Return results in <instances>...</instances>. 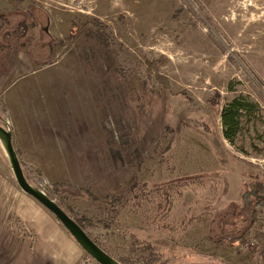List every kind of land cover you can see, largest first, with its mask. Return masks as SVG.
I'll return each mask as SVG.
<instances>
[{
  "label": "rangeland",
  "instance_id": "1",
  "mask_svg": "<svg viewBox=\"0 0 264 264\" xmlns=\"http://www.w3.org/2000/svg\"><path fill=\"white\" fill-rule=\"evenodd\" d=\"M91 18L110 46L87 32ZM0 41L57 61L63 83L53 87L50 121L75 129L68 136L84 164L44 165L47 179L23 171L62 207L99 222L90 233L110 255L124 264H264L253 237L264 232V205L244 246L217 239L245 215L242 193L264 184V0H0ZM146 59L169 90L144 83ZM238 96L253 110L230 144L220 112ZM49 136L47 149L64 139ZM0 175L17 185L1 148ZM185 176L197 178L178 189Z\"/></svg>",
  "mask_w": 264,
  "mask_h": 264
},
{
  "label": "crops",
  "instance_id": "2",
  "mask_svg": "<svg viewBox=\"0 0 264 264\" xmlns=\"http://www.w3.org/2000/svg\"><path fill=\"white\" fill-rule=\"evenodd\" d=\"M56 64V60L42 61L22 48L0 52V113L8 121L12 145L20 162L39 169L44 176L47 175L44 165L84 164L80 149L68 136L73 127L67 129L57 125L56 120L54 124L50 121L51 109H55L52 101L57 96L53 87L63 83L55 78ZM63 111H59L60 118ZM52 131L64 139L61 142H58L60 138L55 139L50 148H44L42 141ZM57 170L60 173L56 180L60 181L63 169ZM77 173L82 175L80 170ZM10 181L0 175V186L4 188L0 191V264H81L84 258L87 264H98L86 257L52 213ZM10 217L27 231L25 237L12 230Z\"/></svg>",
  "mask_w": 264,
  "mask_h": 264
},
{
  "label": "trees",
  "instance_id": "3",
  "mask_svg": "<svg viewBox=\"0 0 264 264\" xmlns=\"http://www.w3.org/2000/svg\"><path fill=\"white\" fill-rule=\"evenodd\" d=\"M86 26H88L89 29H87V32L91 34L93 38H95L100 44H102L105 47H108L111 45L109 33L105 32V27L102 25L97 19L91 18L89 19L86 23ZM19 26L24 27L25 25L20 24ZM24 34L21 32L22 35ZM5 38H8V34L5 35ZM3 39V36H2ZM0 43H2L0 41ZM16 48V47H15ZM19 48V47H17ZM5 49H11L10 46H3L2 44L0 45V52L4 51ZM142 67L141 70V76L145 84H148L150 81L156 83L161 89L163 90H169L170 89V83L166 77L161 75L157 68H156V61L152 59H146L143 64H140ZM218 99V94L215 93L213 96V103L216 104ZM249 101L245 100L244 98L238 96L230 100L228 103H226L225 106L222 107L221 112H220V121L222 125V135L223 137L231 144L233 143V139L235 135L238 132L241 119L243 116L246 115V113L250 112L253 110V107ZM17 152V151H16ZM18 154V152H17ZM19 156V155H18ZM21 166L24 171H26L27 167L24 163L20 162ZM32 172V170H31ZM38 180L39 184H44L43 179L41 178L40 172L35 171L33 172ZM194 178L197 177H191V176H185L183 178H180L182 181L179 183L177 186L178 189L180 186H186L188 184H191L194 182ZM201 180V179H200ZM180 182V181H178ZM200 183V181L198 180ZM173 182H169L167 184V189H165L164 192H162V196L164 195V201L166 202L167 209L165 208V213L169 214V208L171 205V199L169 197L170 191H173V188L176 189V186H171ZM250 197H253L254 200H251ZM113 201H120L121 197L120 196H113L112 197ZM241 200H242V209L244 210L245 215H242L239 224L241 225H235L232 226L231 231L227 233H224L223 236L218 237V241H221L222 243H234L237 242L240 245L246 244L248 241V237L250 236L256 222L259 219V212H260V207L264 205V184L262 182H255L251 183L250 187L244 191L241 195ZM236 205L239 206L237 203H231L229 206ZM67 213H69L77 222L82 226V228L88 233V235L96 242L99 244V242L92 237L91 231L95 230L98 228L99 222H95L93 219L90 217H87L84 214H77L75 210L71 206H64L63 207ZM219 213V212H218ZM212 213L209 217L208 224L216 218L219 214ZM9 224L12 230L21 238L25 237L27 234V231L22 227V225H19V223L14 219V217L9 218ZM164 228H170L168 226V223H165ZM107 228L108 225H105ZM163 227V225H162ZM225 236V237H224ZM253 237L256 242L262 241V248L260 251V254L264 256V232L261 230H254L253 231ZM100 245V244H99ZM101 246V245H100ZM102 247V246H101ZM86 259L84 258L81 262V264H86Z\"/></svg>",
  "mask_w": 264,
  "mask_h": 264
},
{
  "label": "water",
  "instance_id": "4",
  "mask_svg": "<svg viewBox=\"0 0 264 264\" xmlns=\"http://www.w3.org/2000/svg\"><path fill=\"white\" fill-rule=\"evenodd\" d=\"M0 148L7 159L14 180L20 190L33 197L52 213L89 258L98 264H124L96 243L55 199L49 197L42 189L27 180L19 156L12 145L10 127L5 118L0 121Z\"/></svg>",
  "mask_w": 264,
  "mask_h": 264
},
{
  "label": "built area",
  "instance_id": "5",
  "mask_svg": "<svg viewBox=\"0 0 264 264\" xmlns=\"http://www.w3.org/2000/svg\"><path fill=\"white\" fill-rule=\"evenodd\" d=\"M254 242H256V241L254 240ZM261 242H262V241H261ZM246 243H247V242H246ZM244 245H245V244H244ZM244 245H243V246H244Z\"/></svg>",
  "mask_w": 264,
  "mask_h": 264
}]
</instances>
